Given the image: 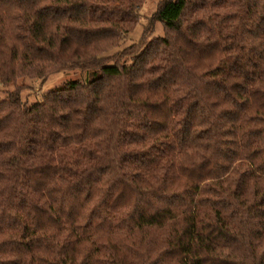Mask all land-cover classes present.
Here are the masks:
<instances>
[{
	"label": "trees",
	"instance_id": "trees-1",
	"mask_svg": "<svg viewBox=\"0 0 264 264\" xmlns=\"http://www.w3.org/2000/svg\"><path fill=\"white\" fill-rule=\"evenodd\" d=\"M142 1L0 0V264H264V0H161L104 62Z\"/></svg>",
	"mask_w": 264,
	"mask_h": 264
},
{
	"label": "rangeland",
	"instance_id": "rangeland-1",
	"mask_svg": "<svg viewBox=\"0 0 264 264\" xmlns=\"http://www.w3.org/2000/svg\"><path fill=\"white\" fill-rule=\"evenodd\" d=\"M160 2L161 0L142 1L137 10V23L128 29L127 33L122 34L120 41L114 48L101 55L104 58V62L110 63L128 48L139 50L150 41L169 35L160 23L151 21V16L157 10ZM127 63H129V58H127ZM86 76V71L78 67H70L65 70L52 72L42 79L21 78L17 81V87H20L21 100L31 104L39 100L44 94L54 92L68 82H83ZM11 89L1 88L0 100L4 98L2 91H10Z\"/></svg>",
	"mask_w": 264,
	"mask_h": 264
}]
</instances>
